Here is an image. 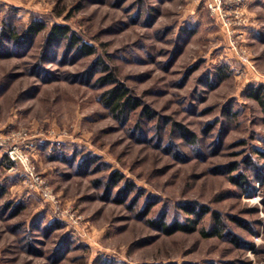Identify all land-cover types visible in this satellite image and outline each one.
<instances>
[{"label":"rangeland","instance_id":"1","mask_svg":"<svg viewBox=\"0 0 264 264\" xmlns=\"http://www.w3.org/2000/svg\"><path fill=\"white\" fill-rule=\"evenodd\" d=\"M225 9L229 28L205 0H0V264H264V0ZM184 206L207 211L194 231L149 222L191 225Z\"/></svg>","mask_w":264,"mask_h":264},{"label":"trees","instance_id":"2","mask_svg":"<svg viewBox=\"0 0 264 264\" xmlns=\"http://www.w3.org/2000/svg\"><path fill=\"white\" fill-rule=\"evenodd\" d=\"M44 28L43 24L39 21H33L31 24L28 25V27L26 28V30L24 31V37H28L33 35L34 33H37L39 31H41ZM7 32H12L11 29H8ZM67 29L66 27H63L61 25L55 24L51 27V29L49 30V32L46 35V41L47 43H56L59 40H61L62 38H64V35L67 33ZM14 33V32H13ZM6 31H0V36L5 37L8 36L9 38H11V33H9V35H6ZM15 36V35H13ZM68 45L69 47L72 46L73 44H75L77 42L76 38L74 35H68ZM79 50L84 53V54H90L91 48L88 44L86 43H81L79 46ZM101 80H103V83H113V79L111 78V74L108 73L107 75L103 76L100 78ZM251 96H253L258 102L259 105L262 106V108L264 109V97H262L261 92H260V88L259 87H255V88H251ZM105 99H106V103L108 105H110L112 107L113 110H119V111H123L126 108L129 107H135L137 102L136 99H134V97H131L130 95H127V89L122 86L121 84H114L110 89L105 91ZM187 130L183 129V134L185 136H187L185 133ZM8 164L11 163V161L7 158L6 159ZM234 178V177H233ZM238 181L239 183L241 182L239 180L238 177ZM149 207L146 208V210ZM184 208L188 211V212H194L193 209L190 208V206H184ZM202 211L197 210L195 211L194 214V219H191V225H189L188 223L185 222H179V221H172V222H167L165 221L164 217H160L154 220H150V224L153 225L155 228L160 229L161 231L167 233V234H171L173 232L177 231H185V232H190V231H194L196 229V226L198 224V222L200 221V219L202 218V215L207 212L205 211V209H203V206H201ZM203 236H213L217 234V230L213 229L210 232H205V231H201Z\"/></svg>","mask_w":264,"mask_h":264},{"label":"built area","instance_id":"3","mask_svg":"<svg viewBox=\"0 0 264 264\" xmlns=\"http://www.w3.org/2000/svg\"><path fill=\"white\" fill-rule=\"evenodd\" d=\"M227 1L230 0H205V3H207V6L212 10L213 12H217L220 16V18L223 21L224 26L227 28L230 27L233 22L231 21V18L227 16V10L225 9V4H227ZM236 12V11H235ZM236 18H238L237 14L235 15ZM238 23L240 22V19H238ZM236 22V23H237ZM6 156L7 158L15 163L17 167H19L22 171V175H24L26 182L28 183V186L30 188H33L40 192L43 198L53 200V196L50 193V190H48L42 183V180L38 173L34 170L33 166L30 163L29 155L22 151L19 147H17L16 144H10L6 147ZM13 165L11 169H13ZM56 210L59 211V208Z\"/></svg>","mask_w":264,"mask_h":264}]
</instances>
